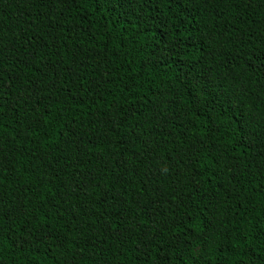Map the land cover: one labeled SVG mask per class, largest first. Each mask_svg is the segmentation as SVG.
I'll use <instances>...</instances> for the list:
<instances>
[{"label":"trees","instance_id":"16d2710c","mask_svg":"<svg viewBox=\"0 0 264 264\" xmlns=\"http://www.w3.org/2000/svg\"><path fill=\"white\" fill-rule=\"evenodd\" d=\"M0 264H264V0H0Z\"/></svg>","mask_w":264,"mask_h":264}]
</instances>
